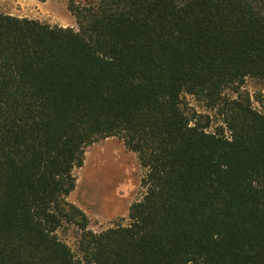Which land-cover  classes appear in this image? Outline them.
Instances as JSON below:
<instances>
[{
    "label": "trees",
    "instance_id": "16d2710c",
    "mask_svg": "<svg viewBox=\"0 0 264 264\" xmlns=\"http://www.w3.org/2000/svg\"><path fill=\"white\" fill-rule=\"evenodd\" d=\"M69 9L77 28L0 12V264H264V97L242 90L264 82V0ZM113 136L146 192L96 232L68 198L86 147Z\"/></svg>",
    "mask_w": 264,
    "mask_h": 264
},
{
    "label": "rangeland",
    "instance_id": "374dc122",
    "mask_svg": "<svg viewBox=\"0 0 264 264\" xmlns=\"http://www.w3.org/2000/svg\"><path fill=\"white\" fill-rule=\"evenodd\" d=\"M96 1L0 0V12L39 19L52 25L77 28L76 18L69 5ZM242 90L249 92L253 104L261 108L255 96L261 93L264 97L263 81L247 78ZM227 94L236 96L231 90L227 91ZM183 98L189 108L209 116L208 130L225 126L217 108L208 106L195 95L186 94ZM204 119L206 121V118ZM146 172L147 169L141 165L136 152L130 150L120 137H109L86 147L84 164L74 168L77 185L68 199L86 212L90 220V229L96 232L112 227L116 223L128 224L130 205L141 200L146 192V188L142 185ZM57 232L59 237L78 254L80 240L78 229L73 225L65 224Z\"/></svg>",
    "mask_w": 264,
    "mask_h": 264
},
{
    "label": "crops",
    "instance_id": "0c3cea01",
    "mask_svg": "<svg viewBox=\"0 0 264 264\" xmlns=\"http://www.w3.org/2000/svg\"><path fill=\"white\" fill-rule=\"evenodd\" d=\"M116 205H118V204H116Z\"/></svg>",
    "mask_w": 264,
    "mask_h": 264
}]
</instances>
